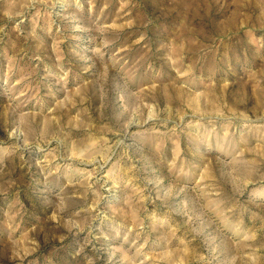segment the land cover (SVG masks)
Instances as JSON below:
<instances>
[{
    "label": "rangeland",
    "instance_id": "rangeland-1",
    "mask_svg": "<svg viewBox=\"0 0 264 264\" xmlns=\"http://www.w3.org/2000/svg\"><path fill=\"white\" fill-rule=\"evenodd\" d=\"M0 264H264V0H0Z\"/></svg>",
    "mask_w": 264,
    "mask_h": 264
}]
</instances>
